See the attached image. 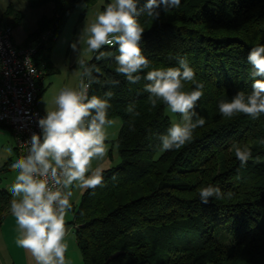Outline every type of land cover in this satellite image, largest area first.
Segmentation results:
<instances>
[{"label": "trees", "instance_id": "trees-1", "mask_svg": "<svg viewBox=\"0 0 264 264\" xmlns=\"http://www.w3.org/2000/svg\"><path fill=\"white\" fill-rule=\"evenodd\" d=\"M27 1L32 8L53 5L52 14L41 16L37 28L18 45L28 46L50 32L36 59L41 69L43 64L50 68V51L69 16L97 0ZM145 2L140 0V7ZM158 11L155 20L146 14L138 17L145 28L144 55L154 67H178V59L187 58L204 84L195 111L206 123L190 143L158 157V137L172 123L167 107L158 103L152 108L145 80L129 83L116 73L113 57L97 61L94 54L88 66L100 71L93 76L119 81L115 86L93 84L89 96L113 92L109 118L122 121L115 141L121 162L104 169L103 184L85 190L72 207L69 225L74 226L83 264H264V114L228 119L218 110L219 99H231L241 90L250 93L254 79H261L252 76L247 56L252 47L264 45V0H181L178 8ZM24 19V12L11 4L0 24L15 29ZM101 50L118 54L112 46ZM192 87L186 84V90ZM130 103L139 116L127 113ZM233 144L250 147L246 166L240 167ZM208 184L231 191L232 198L201 203L198 189ZM12 199L0 188V226Z\"/></svg>", "mask_w": 264, "mask_h": 264}, {"label": "clouds", "instance_id": "clouds-1", "mask_svg": "<svg viewBox=\"0 0 264 264\" xmlns=\"http://www.w3.org/2000/svg\"><path fill=\"white\" fill-rule=\"evenodd\" d=\"M180 5L181 0H146L143 7L140 0H111L70 44L82 69L79 84L60 89L52 100L54 107L46 105L45 115L38 120L40 133H33L22 143L27 152L11 165L16 175L8 189L13 196L9 210L19 228L15 242L30 253L35 264H71L66 257L70 247L66 218L73 207V189H95L104 182L99 162L108 154V130L116 124L109 118L113 92L106 91L102 98L89 96V89L93 84L115 86L119 81L94 77L93 71L100 70L88 66L85 52L98 53L94 57L97 61L113 57L116 73L129 83L146 81L144 92L152 108L163 103L171 114L180 117L158 137L160 152L181 149L193 140L195 130L205 125V119L195 111L204 95V84L197 80L187 58L180 57L178 67H154L141 46L145 28L138 17L146 14L155 20L161 7L168 12ZM105 46L115 47L118 54L102 51ZM247 60L252 76L261 79H254L250 93L241 90L231 99H219L218 110L225 118L244 114L257 119L264 114V45L252 47ZM26 65L31 66L30 58H26ZM186 84L193 87L186 90ZM126 111L140 115L134 103ZM231 150L240 167L252 158L247 144H233ZM198 194L203 204L210 198L219 201L233 196L212 184L201 186Z\"/></svg>", "mask_w": 264, "mask_h": 264}, {"label": "rangeland", "instance_id": "rangeland-1", "mask_svg": "<svg viewBox=\"0 0 264 264\" xmlns=\"http://www.w3.org/2000/svg\"><path fill=\"white\" fill-rule=\"evenodd\" d=\"M111 0H97L92 6L80 5L68 18L65 27L58 35L54 47L50 51L51 66H42L43 75L42 81L44 86V94L41 96V104L43 106L54 107L52 100L54 96L64 87H77L81 78L82 69L76 62V54L71 50L70 44L76 39L79 31L84 25L90 23L95 19L96 14L103 10L107 3ZM14 4L17 8L22 10L25 14V19L22 25L14 29V36L19 45H23L28 35L37 28L38 20L44 14L51 15L53 12V5L48 4L41 8H32L27 0H0V16L9 5ZM35 43V42H34ZM33 44V43H32ZM31 45V44H30ZM46 51L44 52V54ZM95 53H84L83 58L86 63L93 58ZM52 67L57 69L53 72ZM167 114L173 120L179 121L178 115L171 114L167 109ZM116 124L110 128V139L107 141L109 151L103 161L99 162V166L104 170L114 167L121 162L116 139L120 133V126L122 121L120 118L113 119ZM165 152L158 153L160 157ZM18 154L15 149V137L11 128L0 126V188L9 189L14 181L16 172L10 167V162L16 160ZM97 162H94V167ZM84 189H73V197L71 198L72 205L78 206L82 199ZM73 220L72 211L66 218L67 225L70 229V247L66 257L71 264H83V256L79 245L77 243L74 226L69 225Z\"/></svg>", "mask_w": 264, "mask_h": 264}, {"label": "built area", "instance_id": "built-area-1", "mask_svg": "<svg viewBox=\"0 0 264 264\" xmlns=\"http://www.w3.org/2000/svg\"><path fill=\"white\" fill-rule=\"evenodd\" d=\"M50 35L49 32L41 40L19 47L14 29L0 24V126L13 131L18 158L27 152L22 143L30 140L33 133H40L38 120L45 115L39 106L43 70L36 59ZM26 58L31 60L30 67Z\"/></svg>", "mask_w": 264, "mask_h": 264}, {"label": "crops", "instance_id": "crops-1", "mask_svg": "<svg viewBox=\"0 0 264 264\" xmlns=\"http://www.w3.org/2000/svg\"><path fill=\"white\" fill-rule=\"evenodd\" d=\"M40 86L43 90L44 86L42 80L40 82ZM39 106L45 113L46 106H43L40 100ZM121 127L122 125L120 126V129ZM18 233V225L15 221V218L10 213L7 216L5 222L0 226V264H35L30 253L16 244L15 241L17 239Z\"/></svg>", "mask_w": 264, "mask_h": 264}]
</instances>
